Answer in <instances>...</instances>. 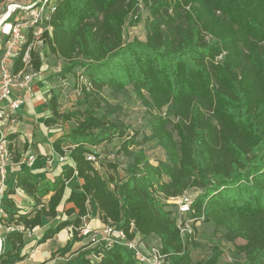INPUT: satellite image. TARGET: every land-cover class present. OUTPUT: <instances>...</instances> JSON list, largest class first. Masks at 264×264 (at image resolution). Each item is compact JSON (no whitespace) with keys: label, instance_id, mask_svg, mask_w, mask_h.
<instances>
[{"label":"trees","instance_id":"16d2710c","mask_svg":"<svg viewBox=\"0 0 264 264\" xmlns=\"http://www.w3.org/2000/svg\"><path fill=\"white\" fill-rule=\"evenodd\" d=\"M54 6L42 25V43L67 72L79 70L85 100L99 104L103 88L121 93L131 86L147 106L150 132L138 140L121 119L106 120L89 108L83 115L60 112L52 93L51 115L43 122L75 120L52 141L54 151H66L73 165L52 180L39 179L24 165L13 171V186L0 196V264L24 260L28 248L68 226L71 236L52 253L64 257L84 239L78 227L92 204L102 223L156 247L164 264H219L218 244L207 259H192L197 222L212 225L226 242L243 240L231 264H264V0H54ZM142 8L144 39H125L124 27L142 20ZM31 41L29 32L13 72L22 68ZM28 54V69L38 71L40 53L30 46ZM115 137L122 138L119 149L127 157L121 178L86 159ZM148 140L164 151V159L150 162L140 145ZM20 158L18 153L11 161ZM72 178L81 183L68 186ZM15 188L33 199L24 212L10 196ZM184 191L194 197L185 214L191 231L182 234L176 204L167 200ZM62 202L72 203L64 212L74 217L27 240L44 219L58 215ZM82 246L54 264H140L125 246H90L86 239Z\"/></svg>","mask_w":264,"mask_h":264},{"label":"rangeland","instance_id":"374dc122","mask_svg":"<svg viewBox=\"0 0 264 264\" xmlns=\"http://www.w3.org/2000/svg\"><path fill=\"white\" fill-rule=\"evenodd\" d=\"M24 2V0H1L0 1V17L4 14L6 5L10 2ZM147 16V12L144 8L141 11V21L137 25L127 24L124 27L125 39H132L138 37L144 39V26L143 19ZM207 41L211 42L209 36H206ZM31 47L40 53L42 65L40 67V73L32 78V81L28 84L27 88H24L20 92L15 89L14 93L18 92L19 96L23 98L34 97L35 102L38 101L37 108L39 109V115L34 112H29L27 120L33 123L35 128L34 138H32L33 131H29V138L33 139L34 143L40 142L48 146L50 139L55 134L67 132L74 119L70 121H63L61 119H55V123L50 125H44V118L51 115L50 111V96L52 93H57L58 104L60 112H69L78 110L77 115H83L86 109L94 110L98 115L103 116L106 120L114 118L121 119L129 127V132H137L136 138L142 140V135L148 134V110L147 106L136 96L131 86H128L125 91L121 93H113L108 88H103L100 92L99 104H96L93 99L90 102L84 98V92L81 90V83L84 82V78L79 75V79L75 75L67 72L64 69V63L61 59L51 54L45 44L40 40L32 42ZM28 70V68L26 69ZM17 91V92H16ZM94 96V95H92ZM91 98V95L89 96ZM164 110V109H163ZM81 113V114H80ZM15 115V113H13ZM36 118V120H35ZM122 142V138L115 137L110 142H105L94 148L96 159L99 162L100 170L104 174H113L117 178H121L124 173V166L126 164L127 157L120 152L119 146ZM52 143V142H51ZM21 147L9 151L12 157L20 153V149H24V144L20 141ZM148 159L152 163H156L160 159H164V151L152 140L142 141L140 144ZM26 148V147H25ZM12 160V159H11ZM12 162H8L7 167ZM111 163L116 164V168L110 167ZM1 194V193H0ZM171 203V202H170ZM69 239V238H68ZM194 242L196 245L191 246V257L193 260H205L211 254V247L214 244H218L222 250V255L219 259V264H231L235 257V246L243 242L241 239H237L235 242H226L221 238L219 231L214 230L213 226L208 223H195L194 225ZM153 243V242H152ZM151 244V243H150ZM152 245V244H151ZM83 246L78 247L74 251H70L60 260L64 261L66 257L70 258L75 256L77 251H80ZM56 257V256H55ZM57 257H59L57 255Z\"/></svg>","mask_w":264,"mask_h":264},{"label":"built area","instance_id":"2783aa9c","mask_svg":"<svg viewBox=\"0 0 264 264\" xmlns=\"http://www.w3.org/2000/svg\"><path fill=\"white\" fill-rule=\"evenodd\" d=\"M54 7V0L10 1L6 5L4 14L0 17V103L13 96L15 89L27 88L32 78L40 73V69L38 71L26 70L30 66L28 50L33 41H42V25L48 20ZM47 28L49 31L51 30L50 26H47ZM29 32L32 34V41L23 54V66L20 70L13 72L11 69L13 61L18 56L23 44L26 43ZM220 57L221 55L218 56V58ZM21 102L19 98H12L7 103V112L4 113L1 110L2 108H0V124L19 108ZM8 144L9 141L6 134L0 132V193L5 187L6 166L8 162H11ZM68 158L66 151L63 154H58L59 161H66ZM86 159L98 165L94 152L87 153ZM26 160L27 165L31 167L34 156L30 154L26 157ZM193 197L194 194L192 192L184 191L179 196L167 200L176 204L177 223L182 234L191 231L190 224L192 219L185 214L190 211ZM68 230L70 237L71 227ZM78 235L85 238L90 246L102 248L115 244L125 246L140 264H164V255L156 247H147L138 236L129 238L122 228L116 227L112 223H103L102 226L96 228L82 224L78 227ZM91 256L97 259L98 255L92 254Z\"/></svg>","mask_w":264,"mask_h":264},{"label":"crops","instance_id":"0c3cea01","mask_svg":"<svg viewBox=\"0 0 264 264\" xmlns=\"http://www.w3.org/2000/svg\"><path fill=\"white\" fill-rule=\"evenodd\" d=\"M24 1L28 2L31 0ZM21 90L23 89L17 91L20 92ZM18 92L14 93L13 96L0 103V108H2L1 110L5 113L7 112V103L10 99L19 98L22 101L19 108L14 112L15 115H9V117L7 119H4L3 123L0 124V132H4L6 135L11 133L14 134L13 137H7L11 150L17 149V147H21L20 141H22V143L24 144V149H20V160L17 163L11 161V165H9L8 167L6 166L4 177V185L6 188L13 186V171L18 168H21L23 165L29 167L27 165L26 157L30 154L34 156V160L30 168L41 180H52L55 175L60 173L65 168V166L69 164L73 165L69 158L66 161H59L58 153H56L52 147L51 142L61 133L55 134L52 139L49 137L48 139H50V141L48 143V146L40 142H33L32 138H34L35 132V128H33L34 121L33 123L28 121L27 117L29 116V112L31 111L34 112L36 115H39L40 111L37 108L38 101L35 102V99L32 94L28 98H23L22 96L18 95ZM31 130L33 131V137L29 138V131ZM80 183L81 179L72 178L68 181L67 185L72 186V184ZM68 191L69 188H66L64 198L65 196H67ZM1 195L2 193L0 194V196ZM10 196L15 200L18 207L21 208L20 210L22 212L26 211L33 204V199L26 195L21 189L15 188L14 193L10 194ZM47 199L48 196L44 197L43 201H47ZM70 206H72V203H60L57 207L58 215L55 218L44 219L42 226L37 227L33 229L32 232L26 234L27 240L32 239L31 241L33 242L34 240L39 239L42 236L46 228L54 226L58 221L73 218L75 213L67 215L64 212V209ZM83 224H87L92 228L102 226L103 223L99 219L98 211L95 205H90L89 213L86 217H84ZM68 229L69 227L67 226L56 234H54L53 237L47 239L46 241L39 244H35L32 248H28V256L24 260L16 262L15 264H54L61 262L62 260L60 259L62 257H57V255L55 257L52 255V253L55 252L58 248H60L62 245H64L65 242H67L69 238ZM0 232H3L2 226H0ZM84 242L85 238L81 241L75 242L71 247V251H74L78 247H80V244L82 246Z\"/></svg>","mask_w":264,"mask_h":264}]
</instances>
